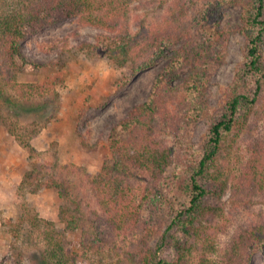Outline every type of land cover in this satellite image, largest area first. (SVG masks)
<instances>
[{"label":"trees","instance_id":"trees-1","mask_svg":"<svg viewBox=\"0 0 264 264\" xmlns=\"http://www.w3.org/2000/svg\"><path fill=\"white\" fill-rule=\"evenodd\" d=\"M1 1L0 8L5 4ZM9 1L6 8L0 9V121L31 157L36 153L31 136L11 128L10 118L42 107L30 102L32 99L45 95L55 98L57 93L47 81H17L18 61H25L21 44L29 35L65 17H75L81 25L110 32L113 36L102 46L103 53L118 65L130 61L134 71L152 66L163 48L169 50V60L158 72L147 99L133 106L116 124L125 137L110 135L111 163H103L98 173L91 174L73 164L46 161L32 164L23 174L18 192L30 185L31 191L52 186L61 199L58 215L64 225L62 229L28 208L17 221L6 222L13 226L28 219L41 230L44 249L38 260L34 259L36 264H74L75 254L67 247L65 233L77 229L81 230L80 243L86 251L104 253L115 250L114 245L117 248L120 239L134 241V250L116 252L118 259L113 264H188L186 255L194 246L200 250L199 264H250L264 245V217L230 230L225 204L220 198L231 190L233 209L264 196V100L259 101L264 77V0L219 3L240 7V31L246 40L245 61L236 69L226 89L222 114L211 125L203 153L193 165L188 180L176 182L187 200L181 208L171 210L172 216L156 248L149 244L157 233L151 222L156 201L165 189V170L173 160V147L167 135L178 126L174 111L185 115L193 97L205 84L203 68L208 56L205 48L194 50L186 40L176 49L171 47L188 36V29L182 28L189 12L188 0H159L165 9L163 20L154 26L142 24L137 31L131 30L132 3L144 0ZM219 38L217 34L215 39ZM98 47L97 43L81 44L85 52ZM248 75L256 78L251 94L244 90ZM260 102L263 109L258 114L262 117L259 128L263 131L254 134L247 143L237 172H226L219 162L221 152L230 141L235 143L236 135L249 126V117ZM210 198L218 201L210 202ZM145 209L150 210L151 220L144 218ZM221 234L229 236L218 245L215 237ZM168 236L175 250L173 260L159 256ZM215 254V258H209Z\"/></svg>","mask_w":264,"mask_h":264},{"label":"rangeland","instance_id":"rangeland-1","mask_svg":"<svg viewBox=\"0 0 264 264\" xmlns=\"http://www.w3.org/2000/svg\"><path fill=\"white\" fill-rule=\"evenodd\" d=\"M146 1L149 0L132 3V31H137L142 24L157 25L164 18V5L159 0ZM220 1L188 0L189 12L182 24V28L188 29V36L171 46L176 49L186 40L194 50L205 48L208 56L203 68L204 87L193 97L185 115H177L174 111L178 126L174 133L167 135L173 147V160L165 170L166 185L156 201V211L152 210L151 224L157 230L150 238L152 248L160 243L161 234L172 216L171 210L181 208L187 200L186 193L177 187L176 182L188 180L193 165L203 153L211 125L222 114L226 89L236 69L245 61L246 40L240 31V7L222 6ZM9 2L2 0L1 3L5 4L0 9L6 8ZM217 34L219 39H215ZM112 36L105 30L79 24L75 17H65L39 28L22 41L20 51L25 61H18L17 81H47L54 86L57 96L36 97L30 102L41 104V108L23 111L20 116L10 118L11 128L31 136L36 149L33 157L0 121V264H16L18 261L36 264L34 259L38 260L44 249L41 230L28 219L19 225H6L9 219L17 221L25 208L39 218L53 221L59 229L64 227L58 215L61 199L55 187L31 191L30 185L18 192L23 174L32 164L46 161L73 164L91 174L98 173L103 163H111L110 135L125 137L117 130L116 124L133 106L147 99L158 72L169 60V50L163 48L150 67L134 71L130 61L118 65L102 50ZM83 42L97 43L99 47L85 52L81 48ZM255 79L254 75L246 78V93L251 94ZM260 93L259 101L263 102L264 77L261 78ZM261 102L249 117V126L236 135L235 143L230 141L221 152L219 162L226 172H237L239 161L246 154L247 143L263 131L262 127L259 128L262 117H258L263 109ZM231 195V190H227L220 198L225 204V218L230 230L264 217V196L232 209ZM209 201L218 200L210 198ZM143 214L146 220H151L150 210L145 209ZM65 235L67 247L75 254L74 264H113L118 259L116 252H132L135 247L134 241L124 238L118 241L117 248L114 245L115 250L97 253L91 249L86 251L81 245L80 229L66 231ZM226 236L229 235L216 236V243L221 245ZM167 239L160 247L159 256L173 260L175 250L169 236ZM199 255L197 246L192 247L186 255L188 264H199ZM215 257L216 254L209 256L210 259ZM250 264H264V245L254 254Z\"/></svg>","mask_w":264,"mask_h":264}]
</instances>
